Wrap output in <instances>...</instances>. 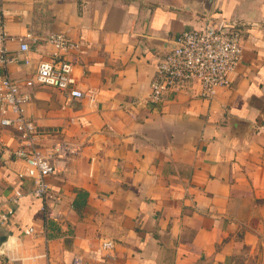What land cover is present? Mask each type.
I'll return each mask as SVG.
<instances>
[{"label":"crops","instance_id":"crops-1","mask_svg":"<svg viewBox=\"0 0 264 264\" xmlns=\"http://www.w3.org/2000/svg\"><path fill=\"white\" fill-rule=\"evenodd\" d=\"M206 0H0L19 62L32 76L63 33L83 97L35 87L25 105L43 151L76 153L48 178L47 204L0 151V264H264V0H214L210 15L242 30L243 57L212 98L146 101L156 67L181 32L202 25ZM29 60V64L25 60ZM0 145L18 148L0 126ZM63 166V165H62ZM48 207V214L44 206ZM1 211V212H2ZM32 231V232H30ZM114 242L103 252V241Z\"/></svg>","mask_w":264,"mask_h":264},{"label":"built area","instance_id":"built-area-1","mask_svg":"<svg viewBox=\"0 0 264 264\" xmlns=\"http://www.w3.org/2000/svg\"><path fill=\"white\" fill-rule=\"evenodd\" d=\"M242 34L236 23L211 16L201 26L178 34L173 41V48L156 67L157 77L150 85L146 101L158 103L169 93H188L194 87H198L201 97L212 98L216 89L228 85L229 74L242 61ZM47 41L57 52L40 60L32 76L17 79L8 73L0 74V126L14 129L19 141L18 148L8 150L0 145V151H9L15 162L23 164L22 169L17 171L18 177L31 180L32 193L45 204L50 191L48 178L61 170L69 155L76 153V150L63 142L54 145L49 151H43L39 144V130L26 114L25 105L30 101V92L35 87H52L65 91L72 97H83V93L73 87L74 65L66 58L69 52L79 51L80 44L63 33L50 34ZM11 42L19 43L21 53L28 52V38L9 34L5 12L0 7L2 68L19 62V56L9 52L8 44ZM25 63L28 65L29 60L26 59ZM2 208L3 205L0 204V223L6 221L11 213V210L3 212ZM44 210L48 214L46 205ZM114 246L113 241L105 240L101 243L100 250L112 251Z\"/></svg>","mask_w":264,"mask_h":264},{"label":"water","instance_id":"water-1","mask_svg":"<svg viewBox=\"0 0 264 264\" xmlns=\"http://www.w3.org/2000/svg\"><path fill=\"white\" fill-rule=\"evenodd\" d=\"M214 0H206V6L203 8V15L205 17L204 20H208L209 17L211 16L210 10L211 6L213 4ZM11 235L9 231H3L0 229V246L7 240V237Z\"/></svg>","mask_w":264,"mask_h":264}]
</instances>
